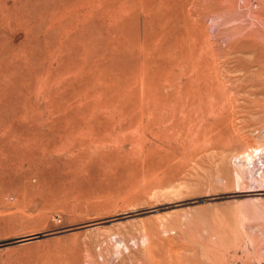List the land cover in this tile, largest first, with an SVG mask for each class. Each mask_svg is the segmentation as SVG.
Returning <instances> with one entry per match:
<instances>
[{"label":"rangeland","instance_id":"374dc122","mask_svg":"<svg viewBox=\"0 0 264 264\" xmlns=\"http://www.w3.org/2000/svg\"><path fill=\"white\" fill-rule=\"evenodd\" d=\"M0 264H264V0H0Z\"/></svg>","mask_w":264,"mask_h":264},{"label":"bare ground","instance_id":"6f19581e","mask_svg":"<svg viewBox=\"0 0 264 264\" xmlns=\"http://www.w3.org/2000/svg\"><path fill=\"white\" fill-rule=\"evenodd\" d=\"M200 17V16H199ZM252 66V65H251ZM261 69V68H260ZM257 83V82H256ZM257 88V87H256ZM253 90H255V89H253ZM58 163V162H57ZM61 166V165H60ZM50 172V171H49ZM48 174H50V173H48ZM58 175V174H57ZM47 177H49V175L47 176ZM68 177V176H67ZM66 179H68V178H66ZM62 181H64V180H62Z\"/></svg>","mask_w":264,"mask_h":264}]
</instances>
